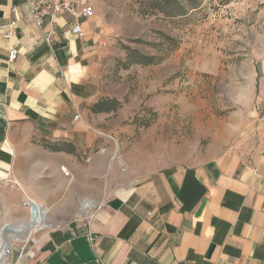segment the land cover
<instances>
[{"label": "crops", "instance_id": "crops-1", "mask_svg": "<svg viewBox=\"0 0 264 264\" xmlns=\"http://www.w3.org/2000/svg\"><path fill=\"white\" fill-rule=\"evenodd\" d=\"M28 10L0 0V26L15 21L10 38L0 27V216L23 218L32 199L43 225L8 264H264V133L250 158L225 150L134 174L100 127L108 112L90 110L100 21L76 37L62 14L47 44Z\"/></svg>", "mask_w": 264, "mask_h": 264}, {"label": "rangeland", "instance_id": "rangeland-1", "mask_svg": "<svg viewBox=\"0 0 264 264\" xmlns=\"http://www.w3.org/2000/svg\"><path fill=\"white\" fill-rule=\"evenodd\" d=\"M92 3L104 41L100 98L119 102L100 127L117 138L119 163L147 174L225 150L253 156L264 133V0ZM140 56L155 61L139 64ZM28 216L25 206L23 218L8 222L25 227L5 231L9 250L29 248L38 235L29 234ZM5 222L0 216V237Z\"/></svg>", "mask_w": 264, "mask_h": 264}, {"label": "built area", "instance_id": "built-area-1", "mask_svg": "<svg viewBox=\"0 0 264 264\" xmlns=\"http://www.w3.org/2000/svg\"><path fill=\"white\" fill-rule=\"evenodd\" d=\"M28 8V14L32 18L34 24L41 28L43 39L47 44L51 43L55 19L57 17L62 14H68L72 18L68 31L73 36L83 37L85 35L83 28L84 22L95 15L92 0H28ZM46 19H49L47 24H45ZM14 24L15 21L11 20L9 23L0 26L5 28L3 37L10 38V29ZM17 54L18 50L15 47H10L8 50V62H12ZM78 117L79 115L76 114L74 119ZM110 138L113 142H116L114 138ZM114 153H116L115 150L113 151V154ZM149 214L150 213H148V215Z\"/></svg>", "mask_w": 264, "mask_h": 264}, {"label": "bare ground", "instance_id": "bare-ground-1", "mask_svg": "<svg viewBox=\"0 0 264 264\" xmlns=\"http://www.w3.org/2000/svg\"><path fill=\"white\" fill-rule=\"evenodd\" d=\"M34 203L35 204V208H36V214L32 213V208H31V204ZM29 208H30V218H29V224H28V232L30 233L33 229H39V227H41L43 225V209L42 207L39 206V204L37 202H35L32 199H29L27 202ZM87 206V205H85ZM5 225V224H4ZM10 228V229H9ZM3 229L8 231H12L15 234H20L23 229H24V225H16V226H11V225H7L6 227H2L1 228V237H0V262L1 260H5V256L7 255V253L9 252V244L7 242L6 236L4 235L5 233L3 232Z\"/></svg>", "mask_w": 264, "mask_h": 264}, {"label": "trees", "instance_id": "trees-1", "mask_svg": "<svg viewBox=\"0 0 264 264\" xmlns=\"http://www.w3.org/2000/svg\"><path fill=\"white\" fill-rule=\"evenodd\" d=\"M136 53V52H135ZM140 60L137 61L139 64L153 63L155 60L154 56H140ZM119 106V102L114 98H100L90 106L92 112H110L114 111Z\"/></svg>", "mask_w": 264, "mask_h": 264}, {"label": "water", "instance_id": "water-1", "mask_svg": "<svg viewBox=\"0 0 264 264\" xmlns=\"http://www.w3.org/2000/svg\"><path fill=\"white\" fill-rule=\"evenodd\" d=\"M40 207H41V206H40ZM31 208L33 209V210H32V213H33V214H36V208H35V204H34V203L31 204ZM7 225H9V224H8V223H5L4 227H6ZM9 229H10V228H9ZM5 231H6V230L3 229V232H5ZM0 264H6V263H5V261L2 259L1 262H0Z\"/></svg>", "mask_w": 264, "mask_h": 264}]
</instances>
